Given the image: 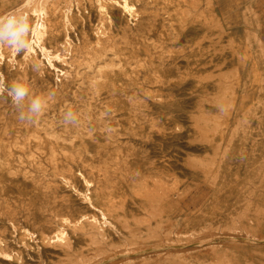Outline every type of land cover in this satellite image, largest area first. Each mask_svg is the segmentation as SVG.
<instances>
[{"label": "bare ground", "instance_id": "1", "mask_svg": "<svg viewBox=\"0 0 264 264\" xmlns=\"http://www.w3.org/2000/svg\"><path fill=\"white\" fill-rule=\"evenodd\" d=\"M7 1L0 0V4ZM234 1L241 4L239 10L242 6L246 10L237 13L245 27L243 34L227 27L225 21L224 26L214 28L217 20L210 8L198 13L195 0H71L65 8L50 6L40 22L31 16L29 46L22 52L25 55L15 59V51L0 47V67L8 68L10 83L18 76L24 78L30 95L44 101V110L34 123L21 122L12 103L0 97V197L42 199L41 186L51 182L49 170L61 175L68 188H83L88 183L87 173L107 184L110 177L102 170L116 165L140 166L146 151L169 155L203 149L206 155L223 153L224 164L229 166L238 159L232 156L235 152H264V23L251 14L253 0ZM137 4L165 11L174 37L160 18L145 22V15H140L144 10L139 13ZM262 12L264 15V5ZM77 35L80 46L74 39ZM61 40L66 57L59 71L52 67L54 58L49 55H56V43ZM169 40L175 47L183 46L180 52L171 53L178 54L172 56L175 61L185 56L181 80H177L180 64L164 62L163 44ZM43 53L48 59H43ZM34 64L40 71L33 70ZM220 67L237 72V87L228 109L222 103L207 102L214 98L216 88L208 87L204 77L210 75V69ZM185 81L191 84L187 89L181 86ZM165 86L180 96L165 97ZM152 88L160 93L150 99ZM191 96L194 101L187 102ZM68 110L76 115L75 125L63 123V113ZM259 160L256 157L249 163L250 172L235 181L255 186L254 202L248 208L258 211L250 209L249 215L264 222V192L260 191L264 190V174L255 172ZM114 175L118 179L113 191L89 193L87 205L92 215L74 224L76 210H70L66 218L57 219L58 225L70 231L78 228L85 240L98 242L91 228L102 227V216H114L111 211L127 202V193L133 197L129 202L146 193L145 186L136 184L133 177ZM223 181L220 190L234 182ZM174 195L166 188V201ZM240 195L244 192L215 200L203 216L210 218V211L223 216L227 207L243 209L245 204L239 207L235 199ZM3 245L0 241V251ZM227 255L219 256L216 262L197 257L190 264H263L255 254L248 263L242 248ZM159 264L186 263L168 259Z\"/></svg>", "mask_w": 264, "mask_h": 264}, {"label": "rangeland", "instance_id": "2", "mask_svg": "<svg viewBox=\"0 0 264 264\" xmlns=\"http://www.w3.org/2000/svg\"><path fill=\"white\" fill-rule=\"evenodd\" d=\"M24 1L10 0L0 4V15L10 10L23 11L29 18L35 16L40 22L41 18L48 14L50 6L64 7L71 0H32L26 4ZM195 1L197 2L193 6L198 9V13L210 8L217 20L213 24L214 28L221 24L224 26L225 21L228 22L227 27L241 34L245 32L237 13L244 14L246 10L243 6L241 10L238 9L241 5L239 1ZM137 5L139 13L144 10L140 15H145L147 18L145 22L150 24L156 17L160 18L167 31H170V37H174L165 11L152 5ZM263 5L264 0L252 1L251 14L258 23H264ZM74 39H78L79 46L82 44L79 35ZM56 45L58 52L49 56L54 58L52 67L61 71L62 60L66 54L62 40ZM163 45L164 62L168 65L180 64L177 80H181L182 69L186 66L185 56H180L175 61L172 56L178 54L171 53L180 52L183 46L175 47L176 44H173L172 40ZM203 46L210 47V44ZM47 50L50 51L51 48ZM73 52L76 54V51ZM22 55L25 54L16 52L15 59L23 57ZM43 55V59H48V54ZM70 58L74 59V56ZM9 76L8 68L5 65L0 67V79L10 84ZM204 78H207L208 87L216 88L214 98H208L207 102L222 103L228 109L237 87L234 83L237 72H229L220 67L216 70L210 69V75ZM16 81L27 84L20 76ZM29 81L32 79H28ZM190 85V82L185 81L181 86L187 89ZM169 90L171 89L165 86L162 94L173 99L180 96ZM148 93L152 99L153 95L160 91L152 88ZM3 99L5 103L11 102L5 97ZM185 100L193 102L194 96ZM254 152L233 153L232 156L238 159L234 161L233 166H229L224 164L223 153L209 152L206 155L207 152L203 149L192 148L185 153L169 155L146 151L142 153L143 160L140 166L132 169L129 166L123 168L117 165L105 168L102 171L110 177L107 184L97 182L94 175L87 173L88 183L77 189L64 186L62 176L49 170L47 173L51 182L50 186H41L40 189L45 195L42 199L16 201L0 197V241L4 243L3 251H0V264H159L168 259L190 264L192 260H198L197 257H205L211 262H216L219 256H228L227 254L237 247L243 249L248 263L256 255L258 263L264 264V222L254 220L249 215L252 208H248L254 202L253 192L257 189L254 185L249 186L235 181L236 178L250 172L249 163L256 157L260 160L257 161L255 172L264 174V152L261 150ZM176 156L178 159H175ZM246 157L250 159H245ZM163 165L170 170L167 171ZM116 172L126 178L133 177L136 184L145 186L146 193L134 202H129L133 197L127 193L129 198L127 202L120 203L115 211H111L114 216L112 214L102 216V227L91 228V231H95L98 242L97 239H89L91 236L89 240H85L84 233L78 228H71V232L58 225L57 219L66 218L70 210H76V217L72 218L74 224L92 215V210L87 205L89 193L97 190L113 191L118 179V176L114 175ZM229 180L234 182L220 190L219 185L222 181ZM166 188L175 193L168 201L164 198ZM127 190L130 191L128 187ZM235 191L244 192V196L235 198L239 207L245 204L243 209L232 210L227 207L223 216L212 215L211 211L210 218L208 215L203 216L207 209L211 210L215 200L233 195ZM260 191L264 192L263 189ZM261 209L264 215V206ZM255 210L258 211L257 208L252 209ZM17 253L19 257H16Z\"/></svg>", "mask_w": 264, "mask_h": 264}, {"label": "clouds", "instance_id": "3", "mask_svg": "<svg viewBox=\"0 0 264 264\" xmlns=\"http://www.w3.org/2000/svg\"><path fill=\"white\" fill-rule=\"evenodd\" d=\"M30 22L23 11L10 10L0 15V47H8L20 53L29 46ZM34 71H40L39 65H33ZM0 97L9 99L18 113L21 122L34 123L44 110V101L40 96L30 95L28 87L21 81L10 84L0 79ZM64 124L75 125L76 115L68 110L63 113Z\"/></svg>", "mask_w": 264, "mask_h": 264}]
</instances>
